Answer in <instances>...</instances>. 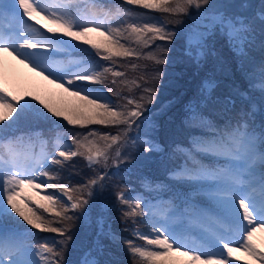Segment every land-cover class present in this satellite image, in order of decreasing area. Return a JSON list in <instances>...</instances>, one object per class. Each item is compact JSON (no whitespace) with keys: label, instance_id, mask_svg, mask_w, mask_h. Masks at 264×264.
<instances>
[{"label":"snow or ice","instance_id":"snow-or-ice-1","mask_svg":"<svg viewBox=\"0 0 264 264\" xmlns=\"http://www.w3.org/2000/svg\"><path fill=\"white\" fill-rule=\"evenodd\" d=\"M90 2L95 8L96 0ZM126 5L149 10V13H137ZM206 6L210 7V0H116L110 5H101L99 11H87L81 10L79 0H0V52L14 55L78 101L71 106L58 105L38 96H18L6 86H0V264H67L64 253L72 240L70 222L75 219L70 212H80V219L87 217L89 224L94 223L98 229L77 264H118L99 259L105 250L102 237L122 243L132 264H249V261L264 264V250L255 242L256 234L264 232V120L257 127V105L249 103L245 109L243 102L251 101V97L240 88H231L222 102L217 101L223 103L225 112L235 106V97L242 102L240 110L235 116L227 117L223 125L210 120L203 112L210 95L185 108L184 124L202 127L205 137L192 141L193 148L185 153L183 163L170 170L169 177L193 186L185 201L192 209L190 224L195 222L202 229L200 242L190 239L191 229L179 224L171 214L157 213L139 195H128L125 188L115 193L119 204L127 208L123 219L138 224L136 218L141 217L150 232L134 227L131 235L135 239L120 238L105 229L102 215L92 221L86 210L97 190L102 193L107 189V182L119 176V165L128 159L123 149L138 150L143 144L145 152L159 150L154 141L129 137L133 126H141L139 118L146 104L152 103L155 87L147 86L148 80L141 76L143 84L132 83L142 89L143 95L139 98L122 96L118 86L126 81L117 78L124 77L125 73L115 70V58L144 59L155 65L167 62L169 48L155 45V41L171 42L176 33L150 13L180 17L189 16L194 9L196 15H205L208 19L205 30L190 33L187 38V55L200 64L214 54L215 40L219 37L234 53L238 70L251 82L252 74L246 65L252 62L249 53L257 35L264 49V4L254 14L248 13L251 7L248 0L211 14L204 11ZM233 7L234 10H228ZM38 16L52 25L46 28L51 35L36 27ZM171 22L178 24L180 20ZM81 45L87 47L81 48ZM152 46L154 50L143 51ZM75 51L84 52L87 57L94 53L99 61L108 64L94 58L56 59L60 54ZM132 68H137V64L133 63ZM153 73L152 79L158 81L162 71L155 68ZM259 73V83H250V87H258L262 93L260 104L264 111V61L260 63ZM106 82L117 86L116 90L109 87L108 92L124 103H114L110 97L97 95L89 87ZM214 87L215 81H205L204 88L209 94ZM60 119L68 126L82 129L104 125L117 126L119 131L115 135L96 130L73 133L64 129L58 122ZM40 120L50 121L56 134L52 141L40 142L39 153L26 145L33 133L9 135L19 131L22 125ZM34 135L39 137L40 133ZM78 156L87 162L94 175L84 183L66 186L61 182L59 171ZM198 156L212 157L223 163L205 164ZM110 166L117 169L111 175ZM145 183L151 184L147 179ZM26 189L32 195H28ZM41 192L46 194L41 195ZM55 192L62 193L63 198L57 197ZM200 195L206 196L214 207L206 211L197 209L192 197ZM37 209L58 218L54 222L60 226H52L54 222L43 213L38 214ZM25 225L40 232L56 233L62 239L52 243L37 241L33 248L32 233ZM136 239L143 244L136 243ZM239 252L243 256L236 255Z\"/></svg>","mask_w":264,"mask_h":264},{"label":"trees","instance_id":"trees-1","mask_svg":"<svg viewBox=\"0 0 264 264\" xmlns=\"http://www.w3.org/2000/svg\"><path fill=\"white\" fill-rule=\"evenodd\" d=\"M101 3L106 4L107 2H111L110 4L116 2V0H100ZM248 9L249 14H254L255 12H258L257 8H254V5H252ZM126 7L132 8L133 11L137 13H149V10L145 9H139L135 6L126 5ZM255 12H254V11ZM151 15H154L155 17L159 18L161 21L166 22L167 28L169 31L176 33V35L173 37L171 42L166 41H155V45H164L169 48V52L167 54V62L163 65H155L151 61L140 59L137 60L135 58H115L117 60V64L115 65L116 71H121L125 73V76L122 78L126 81V84H120L118 86L119 91L121 92V95L125 96H135L136 98H139L141 95H143L142 89H137L135 85L132 83V81H136L137 83L143 84V81L140 80V77L143 76L148 80V85L150 87H155L156 94L155 97L150 104H146L145 110L142 115V119L152 118L154 121H159L160 124L164 127L177 130V127L182 129V131L188 129V135L190 131L197 129L198 132H201L200 138L205 137V129H203L200 126H186L184 124V116H185V108L190 103H195L194 100L196 96L198 95V89L202 87L201 78L205 75L211 74V72H214V68H211L210 70H205L207 65L204 67L203 62L200 64H197L193 61H184V56L181 55L180 51L178 52V49L181 45H183L182 37H183V29L182 27L178 28L177 25L172 23L171 21H175L176 16H171L170 14L161 13V12H155L150 13ZM115 26V25H113ZM182 29V30H181ZM182 31V32H181ZM223 47L229 50L228 45L222 44ZM220 48V46H218ZM154 50V46L144 49V52L152 51ZM230 51V50H229ZM233 53V52H232ZM251 63L247 64V70L250 73L256 72V78L259 80V66L262 61H264V49L261 48L258 52L251 55ZM101 64H104L107 66L108 62L105 61H98ZM137 64V68L133 69L132 64ZM147 66L146 68L144 66ZM159 68L162 71V75L160 76L159 80H153L152 76L154 75L153 69ZM229 72L231 73V76L229 74L221 75L223 78L218 81V85L224 86L226 85L225 91L218 92L216 88H213L211 90V93L209 94V91L207 92L208 96L210 95V99L207 102V106L203 108V112L205 115L210 119L214 120L217 124L223 125L225 122V119L229 116H235V114L240 110L241 108V100L239 97H235V106L231 108V111L225 112L224 111V105L223 103H218L217 101H223L224 97L228 96L230 93V89L233 87L240 88L242 90H245L249 93L251 97V101H244L243 106L245 109L248 108L249 103H256L257 105V112L255 116V122L257 127L259 126L260 122L264 120V111H261V104L260 101L262 99V93L260 92L258 87H250V83L252 85H257L251 79V82L244 78V76L241 74V72L238 70L237 66V60H234L232 62V65L229 68ZM213 76V75H211ZM109 81L112 79V77L109 75L108 77ZM97 86V85H96ZM103 90H105L112 98V101L114 103H124L123 100L119 99L116 96H112L108 92L109 87H113L114 90H116L117 86H113L106 82L105 85H98ZM121 87V88H120ZM131 88V92H129V89ZM228 91V93H226ZM71 106V105H70ZM56 119V118H54ZM151 120V119H150ZM42 125V124H41ZM31 130L36 129L38 127V123H31L30 125H27ZM169 126V127H167ZM177 126V127H176ZM136 126H133V130L129 133L130 138H135V131ZM165 128V129H166ZM83 130H96L101 133H110L112 135H115L117 131H119V127L117 126H104V125H90L87 129ZM143 131H145L144 135H141L139 138L141 141L143 140H151V137L147 136V128H143ZM153 136V134H152ZM182 140H178L176 142V146H170L164 143L163 141H160V143L163 145L161 148L159 146L158 151H151L152 152V158L156 155H160L161 158L166 157L165 153L168 151L172 152V157L168 159L166 163L159 162L158 164H144L137 165L135 167V170H137L140 173H143V179L144 181L147 179L148 181H151L153 183H160L163 186L162 187H168L166 184L171 183L174 187H176V194L182 195L185 193L186 185L182 181H175L170 179L169 172L171 169L174 168L176 164H180L183 157H181V154L183 155V150L185 148H182V146L185 144L186 135H182ZM146 145H139V148L144 149ZM192 146H190L191 148ZM125 155H131L134 156L137 153L136 148L128 147L126 149L122 150ZM149 152V151H148ZM201 157V156H199ZM81 161V160H80ZM151 161V160H148ZM82 163V161H81ZM130 161H124V163L120 164L119 166H130ZM78 165V174L76 178L73 179H61V182L65 183V185H72L76 186L78 184L84 183V181L87 178V175L90 173L91 170L87 166L84 167V164H77ZM139 166V167H138ZM110 171H113V167H109ZM142 178L141 177H133L132 184L135 185L138 183V180ZM135 179V180H134ZM142 180V181H143ZM184 186V187H183ZM158 187L157 185L150 187L148 189V194L152 195L155 190L154 188ZM161 187V188H162ZM187 188L190 190L189 186L187 185ZM46 218L50 221H56L58 218L46 213ZM114 219H118V217H114ZM142 219V218H141ZM137 220V219H136ZM138 221V220H137ZM119 223H122L123 228V238H129L132 239L131 235V229L132 226H137L139 224H132L131 220H124L123 215L121 216ZM57 223H53L52 226H55ZM127 229V231H125ZM119 237L122 236V234L117 233ZM263 250V247H260ZM99 259L101 261H115L118 262V264H132L131 257L129 253L127 252L125 246L122 244L121 248L118 250V244L117 243H109V245L105 248L104 252L99 255Z\"/></svg>","mask_w":264,"mask_h":264},{"label":"rangeland","instance_id":"rangeland-1","mask_svg":"<svg viewBox=\"0 0 264 264\" xmlns=\"http://www.w3.org/2000/svg\"><path fill=\"white\" fill-rule=\"evenodd\" d=\"M240 2L241 0H210V7L206 6L204 11L207 14H211L217 10H224L225 6H229V5L235 6L238 5ZM248 3L249 4L253 3L252 5H254V8H257V10H259L261 5L264 4V0H248ZM228 10L232 11L234 10V7L228 8ZM195 11L196 10L194 9L191 10L192 14H190L189 16H180V17L176 16L175 20L179 19L180 23L178 24L174 23L175 25L178 26V28L182 27L183 29V30L181 29L183 31V37H182L183 45L179 47L178 52L180 51L181 55H185L184 56V58H186L184 59L185 62L186 61L195 62L186 53L187 38L189 34L194 33L196 31H204L205 25L208 24V19L206 18V16L196 15ZM40 18L42 19V17ZM40 18L36 17V20H40L43 26H45L46 28L52 26L49 24L47 20L45 19L41 20ZM260 39L261 38L259 37V35H257V39L249 53L250 57L254 53L261 50ZM223 42L226 45L223 39L217 37L214 45L215 46L214 54L208 56L207 59L202 61L204 67L207 65L205 70L208 71L211 68H214V72L212 71L211 74L205 75L201 78L202 87L198 89V95L196 96L194 102L201 101L203 97L207 96L206 93L208 92V89L204 88L205 81H215L214 88H216L218 92L225 91L226 85L224 86L218 85V81L223 78V76L221 75L229 74L231 76V73L229 72V68L232 65V62L237 59L234 53H232L230 49H229L230 51L227 50V46L226 48L222 46ZM72 43H77V42H72ZM209 43L211 44L213 43V41L210 39ZM218 46H220V48ZM73 59L79 60L78 58H73ZM0 82L6 85L8 89L14 91L18 96L22 95L28 98H30L31 96H38L50 103L58 104V105L70 106L78 103L75 97H72L67 93H64L61 88H58L55 84L49 83L48 80H45L42 76L32 71V69L29 66L21 63L14 55L9 54L7 52H0ZM97 89L99 88L97 87L92 88V90H94L95 92L98 91ZM226 93H228V91ZM32 123L43 124V121L42 120L34 121ZM141 126H145L144 120L141 121ZM163 135H165V132H162L160 136L162 137ZM84 162L85 164H87L85 160ZM103 196H104V192L101 193L99 192V190H97L92 202L94 201L97 202L101 200ZM78 213L79 212H76V215L74 216L75 219L70 222L71 225L73 224L71 229V235H72L71 242L79 243L80 248H82L81 244L83 245L86 242L85 238L83 237L84 232L80 228H78V231L74 229L79 219V215H77ZM255 237L257 238L258 241L260 240V238L264 239V232H258ZM56 239L60 240L62 238L56 235ZM89 245L90 243L88 244V246ZM69 255L72 259L70 260L69 258L66 257L67 264H76L75 260L76 257L79 255V252L76 250V248H72ZM236 255L243 256V253L239 252L236 253ZM256 262H257L256 264H259L258 261Z\"/></svg>","mask_w":264,"mask_h":264}]
</instances>
